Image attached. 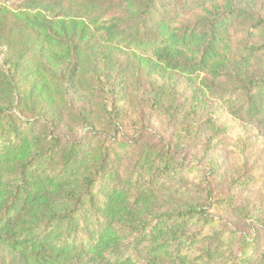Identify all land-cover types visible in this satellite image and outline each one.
Here are the masks:
<instances>
[{"label": "trees", "instance_id": "obj_1", "mask_svg": "<svg viewBox=\"0 0 264 264\" xmlns=\"http://www.w3.org/2000/svg\"><path fill=\"white\" fill-rule=\"evenodd\" d=\"M263 5L0 0V264H264L249 167L220 170L225 130L190 118L213 101L264 137ZM107 51L191 85L185 112L153 88L171 141L126 120Z\"/></svg>", "mask_w": 264, "mask_h": 264}, {"label": "rangeland", "instance_id": "obj_2", "mask_svg": "<svg viewBox=\"0 0 264 264\" xmlns=\"http://www.w3.org/2000/svg\"><path fill=\"white\" fill-rule=\"evenodd\" d=\"M102 50L100 49V51ZM106 54L112 58L114 66L111 75L119 79V71L123 72L122 85L125 88L122 89V94L130 96L135 101L134 110L128 109L126 111V120L137 119L141 111L145 113V120L149 119L152 121V129L157 133V136L161 137V140L165 142L171 141L174 131L173 124L169 123L165 119V116L157 115L151 107V98L154 95L152 93L153 88H163L165 95L169 99L171 98L174 103L180 104L185 102V100H189L187 102L188 105L185 107V112L190 106L191 85L183 77H173L172 79H169L166 75H152V77H148L147 70L137 69L134 61L127 59L125 55L117 51H113L112 53H108L107 51ZM200 78L201 76L192 82L198 85ZM200 107L202 109L196 107L193 110L190 118L196 116L199 119H204L205 116L212 115L215 122L214 127L219 131L225 130L218 138L223 139L222 141L220 140L221 142L217 146L220 149L216 153L217 162L220 164L219 169L224 171L227 169L226 166L232 162L231 164H234L235 169H239V173L241 174L242 170L244 172L246 166L249 167V171L251 172L250 177L254 182L245 191V195L257 208L256 212L264 221V137L256 133L252 128L244 127L230 119L222 106L213 101L208 100V103L205 104L203 100V104ZM132 111L136 112V114L134 113L136 118L132 117ZM223 142H225L227 150H221L225 146ZM238 147L241 150H238ZM242 150L244 151L243 154L240 152Z\"/></svg>", "mask_w": 264, "mask_h": 264}]
</instances>
